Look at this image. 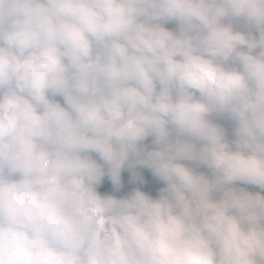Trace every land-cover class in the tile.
Returning <instances> with one entry per match:
<instances>
[{
    "label": "clouds",
    "instance_id": "1",
    "mask_svg": "<svg viewBox=\"0 0 264 264\" xmlns=\"http://www.w3.org/2000/svg\"><path fill=\"white\" fill-rule=\"evenodd\" d=\"M262 193L264 0H0V264H264Z\"/></svg>",
    "mask_w": 264,
    "mask_h": 264
},
{
    "label": "trees",
    "instance_id": "2",
    "mask_svg": "<svg viewBox=\"0 0 264 264\" xmlns=\"http://www.w3.org/2000/svg\"><path fill=\"white\" fill-rule=\"evenodd\" d=\"M176 26V24H175ZM145 144L151 147V137H149L146 141ZM135 171H138L141 173V175L145 179L144 184H140L139 181L133 180L131 171L128 169L122 170L121 173V183L122 187L119 191L114 190V193H108L105 187V182L107 178L104 179L102 185L98 188V191L101 192V194H113L116 196H123L126 195L128 192H130L133 188L139 187L142 191H145L149 193L150 195H157L159 188L163 186L162 182L158 181L157 179L153 178L151 175L150 170L143 169L139 166L135 169ZM259 190V189H255ZM264 194V193H262Z\"/></svg>",
    "mask_w": 264,
    "mask_h": 264
},
{
    "label": "rangeland",
    "instance_id": "3",
    "mask_svg": "<svg viewBox=\"0 0 264 264\" xmlns=\"http://www.w3.org/2000/svg\"><path fill=\"white\" fill-rule=\"evenodd\" d=\"M166 27L175 30L176 26L175 23H170L165 25ZM214 121L216 123H219L222 127H224L228 133L229 139H231V130H232V122L227 118V117H213ZM203 170V169H202ZM243 186V185H241ZM105 187L108 193H114V187L111 185V182L107 179L105 182ZM249 190H255L254 188H252V186H248Z\"/></svg>",
    "mask_w": 264,
    "mask_h": 264
}]
</instances>
